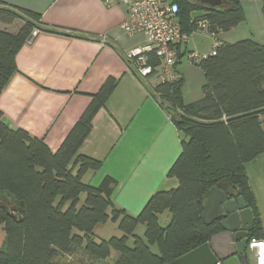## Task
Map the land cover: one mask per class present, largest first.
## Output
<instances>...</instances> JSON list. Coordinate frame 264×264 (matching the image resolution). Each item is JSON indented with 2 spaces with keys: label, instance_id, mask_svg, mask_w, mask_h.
Listing matches in <instances>:
<instances>
[{
  "label": "trees",
  "instance_id": "16d2710c",
  "mask_svg": "<svg viewBox=\"0 0 264 264\" xmlns=\"http://www.w3.org/2000/svg\"><path fill=\"white\" fill-rule=\"evenodd\" d=\"M174 1L185 33L203 20L217 36L245 18L242 0H224L216 8L198 0ZM259 1L264 14V0ZM16 20L22 23L15 32L0 29V92L33 30L69 34L30 10L0 2V22ZM148 57L158 64L153 54ZM197 64L205 76L200 100L183 103L179 77L150 89L182 133L181 151L167 174L177 179V186L155 191L136 215L112 203L115 180L110 176L97 186L82 180L100 161L78 148L114 79L92 96L56 151L27 131L9 127L0 113V225L5 231L0 264H60L62 256H78L88 264H168L221 231L218 221L206 225L201 220L203 195L217 183L233 189L251 208L254 226L248 239L264 236L244 170V163L264 149L258 118L264 115V43L251 38L221 42L214 55ZM164 211L170 219L163 226L158 215ZM109 219L121 236L95 241V227ZM138 225L145 227L143 236L135 234ZM112 251L116 255L111 259Z\"/></svg>",
  "mask_w": 264,
  "mask_h": 264
},
{
  "label": "crops",
  "instance_id": "0c3cea01",
  "mask_svg": "<svg viewBox=\"0 0 264 264\" xmlns=\"http://www.w3.org/2000/svg\"><path fill=\"white\" fill-rule=\"evenodd\" d=\"M0 2L30 10L43 23L69 32L39 30L19 48L16 71L0 92V113L5 124L27 131L56 151L92 96L108 79H114L113 89L93 115L91 129L78 148L79 153L100 161L98 169L86 172L82 180L97 186L105 176L113 178L112 203L132 215L139 213L155 191L176 187L177 179L167 174L181 151L182 133L150 91L154 75L137 76L124 57L125 50L145 43L144 36H128L120 29L127 17L126 6L115 0ZM244 2L248 3L247 10ZM241 5L244 20L253 19L250 13L261 9L259 0H242ZM199 13L192 12L191 16ZM261 22L264 28V18ZM21 23L0 22V29L15 32ZM233 29L219 32L216 38L220 43L238 40ZM202 37L210 36L193 30L189 40L178 46L175 71L182 79L184 104L203 97L204 72L188 57L192 50L210 52L214 39ZM258 118L264 131V115ZM244 170L264 231V149L244 163ZM169 219L168 211L158 215L163 226ZM4 240L5 231L0 225V248ZM199 261L197 256L183 259L180 264Z\"/></svg>",
  "mask_w": 264,
  "mask_h": 264
},
{
  "label": "built area",
  "instance_id": "2783aa9c",
  "mask_svg": "<svg viewBox=\"0 0 264 264\" xmlns=\"http://www.w3.org/2000/svg\"><path fill=\"white\" fill-rule=\"evenodd\" d=\"M126 6L127 17L120 24V29L128 36L142 35L145 43L124 51L131 70L137 76L146 78L154 75V83H172L178 79L175 62L178 46L186 43L191 33H185L177 16L176 3L169 0H115ZM39 30L31 32L29 40ZM194 31L209 35L214 39L209 53L189 51L192 62H200L216 53L220 44L216 35L208 29L206 21H199ZM153 54L158 64L149 61ZM246 249L254 256L255 264H264V236L247 239Z\"/></svg>",
  "mask_w": 264,
  "mask_h": 264
},
{
  "label": "water",
  "instance_id": "95a60500",
  "mask_svg": "<svg viewBox=\"0 0 264 264\" xmlns=\"http://www.w3.org/2000/svg\"><path fill=\"white\" fill-rule=\"evenodd\" d=\"M198 1L209 8L219 7L225 2L224 0ZM202 199V222L208 225L218 221L221 231L212 234L200 247L168 264H180L183 259L197 256L200 257V264H248L246 243L249 232L254 226L251 208L247 206L242 196L237 195L224 183H217L209 188Z\"/></svg>",
  "mask_w": 264,
  "mask_h": 264
},
{
  "label": "rangeland",
  "instance_id": "374dc122",
  "mask_svg": "<svg viewBox=\"0 0 264 264\" xmlns=\"http://www.w3.org/2000/svg\"><path fill=\"white\" fill-rule=\"evenodd\" d=\"M253 1V0H251ZM261 2V1H260ZM247 2H244V9L247 10ZM248 14V12H247ZM249 16H253V19H246L242 21L238 27H234L232 34L237 39L251 38L260 43H264V28L263 24H261V20L264 18V14L262 13V9H258L257 13H250ZM263 31V32H261ZM197 38V37H196ZM206 38V40H210V37H202ZM85 180V178L83 179ZM84 197V195L82 196ZM163 221V219H160ZM144 225H138L135 229V234L139 236H143L144 233ZM121 236V231L117 229V223L109 219L105 224H99L94 229V238L95 241H99L100 239H107L110 236ZM152 250L156 251V247L153 246ZM116 255L114 251H112L111 259ZM59 259V258H58ZM58 262L60 264H88L86 260L78 257V256H62ZM247 262L248 264H254L253 256L248 251L247 252Z\"/></svg>",
  "mask_w": 264,
  "mask_h": 264
}]
</instances>
